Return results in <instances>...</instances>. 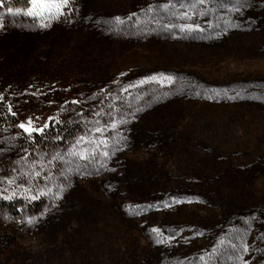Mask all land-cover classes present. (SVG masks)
Segmentation results:
<instances>
[{
    "label": "rangeland",
    "instance_id": "1",
    "mask_svg": "<svg viewBox=\"0 0 264 264\" xmlns=\"http://www.w3.org/2000/svg\"><path fill=\"white\" fill-rule=\"evenodd\" d=\"M30 8L0 9V264H264V0Z\"/></svg>",
    "mask_w": 264,
    "mask_h": 264
},
{
    "label": "trees",
    "instance_id": "2",
    "mask_svg": "<svg viewBox=\"0 0 264 264\" xmlns=\"http://www.w3.org/2000/svg\"><path fill=\"white\" fill-rule=\"evenodd\" d=\"M71 1V0H69ZM20 0H0V9H2V7L4 6H9V5H12V4H19ZM12 117V116H11ZM10 121V119L7 117L4 119V121H1L0 122V125H4ZM51 129L52 131L51 132H48V136H46V138H50V139H53L55 140V138H59L61 140H64V139H67V137H69V135L71 134V131H70V128L68 127V125H60V124H57V125H52L51 126ZM5 208H7L9 211H11V213H13V215H17L16 214V211H17V205L14 204V203H8V204H4ZM10 236H6L4 235V240L7 241V244L8 243H11L10 242Z\"/></svg>",
    "mask_w": 264,
    "mask_h": 264
},
{
    "label": "snow or ice",
    "instance_id": "3",
    "mask_svg": "<svg viewBox=\"0 0 264 264\" xmlns=\"http://www.w3.org/2000/svg\"><path fill=\"white\" fill-rule=\"evenodd\" d=\"M203 2V0H201ZM69 0H31V8L28 10L29 15L41 16L46 11L51 12L55 9L57 12L61 10L62 6H67ZM25 131H32L31 121L28 122V126L21 125ZM155 231V230H154Z\"/></svg>",
    "mask_w": 264,
    "mask_h": 264
}]
</instances>
